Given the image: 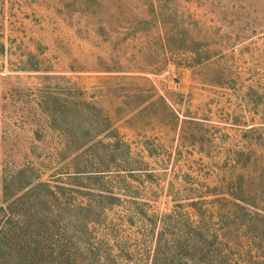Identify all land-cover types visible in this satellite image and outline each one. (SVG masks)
I'll return each mask as SVG.
<instances>
[{
    "label": "rangeland",
    "instance_id": "374dc122",
    "mask_svg": "<svg viewBox=\"0 0 264 264\" xmlns=\"http://www.w3.org/2000/svg\"><path fill=\"white\" fill-rule=\"evenodd\" d=\"M100 139L150 174L86 228L40 219V179L97 200L63 172L120 165ZM262 180L264 0H0V264H264ZM190 213L217 233L192 258L168 242Z\"/></svg>",
    "mask_w": 264,
    "mask_h": 264
},
{
    "label": "trees",
    "instance_id": "16d2710c",
    "mask_svg": "<svg viewBox=\"0 0 264 264\" xmlns=\"http://www.w3.org/2000/svg\"><path fill=\"white\" fill-rule=\"evenodd\" d=\"M56 99H58V101H59V109H57V111H60L61 105L64 103L62 106H65L66 101H64V99H62V98H59L58 96L56 97ZM77 136H81V135H76V137ZM72 142L74 144L78 143V145H81L80 147H84L89 143V142L86 143V142H82V141H80V142L72 141ZM94 143L95 144L100 143V146L102 147L101 154L99 155V163L100 164L107 163L106 166L109 167L110 166L109 162L114 161L113 162V164H114L117 159H121L120 165H118L119 163L116 162L113 165L114 168H112V169L106 167L104 169L100 168V169H93V170H80L77 168H84V166L86 164V161L84 159H81L80 162L84 163V165H82V167H78L77 164H81V163H73V164H75V167H74L75 170L64 171L63 172L64 176H66V177H64V179L67 178L68 176H71V175H78L79 173H84V174L86 173L85 175H87V176H85V177H87V179L93 178V175L97 176V180L95 183L99 182V184H101V183L108 182V185L109 184H111V185H109V186L105 185L106 187H104V188L97 187V189H96V195L98 197L97 200L93 199L92 197L82 196L83 194L81 191L77 192L74 189H70V191L68 192V195H70V200L66 199L64 201V204H63L64 206H61L60 203H57L56 201H58V199H60L61 196L64 194V193H62L63 187H60V189H56V185H51L49 183V181L46 179H40L38 181H35V184H33V185H39V186L42 185L46 188L44 195H42L40 198V202H43L44 206H45V204H47L46 205L47 209H45V208L41 209L44 211L41 213L40 219L42 216V218L45 219V222L50 221V219H53L52 218L53 216L59 214V213H56L59 210L68 211L70 213V219L69 218L65 219L66 223L70 222L69 223L70 225L72 223H75V226L81 225V227L86 228L87 221H89V219H92L93 222L98 223V221L100 220L99 216L102 215L103 211L106 210L107 207L100 201H102V200L104 201V199H109V201H111L113 199L121 200L119 198V195L115 194L112 189H114V188L119 189V190L121 189L123 191V192L121 191L122 193L131 195L130 192L132 193V189H133L132 183L135 180V176L150 174V173H148V171H146L147 169H145V168L141 167L142 168L141 169L140 167H133V166H135L134 163H130L131 161H129L127 159V157L124 158L119 154V152L117 151V149H118L117 144L119 143L118 139H116V140L114 139L113 141H106V142H104L102 139H100ZM67 146L69 147V143ZM128 148L126 147V150H128ZM91 154H93L92 151H91ZM88 156H89V153H88ZM123 162H125V163H123ZM67 166H69V163H67ZM121 167H123V168H121ZM80 171H84V172H80ZM135 172H143V173L136 174ZM54 175L59 176L60 172H56ZM61 178H63V177H59V179H61ZM100 180H104V181H100ZM262 186H263L262 187V189H263L264 188V180H262ZM92 189H94V188H92ZM215 198H216V196H215ZM53 199H54V201H53ZM76 199H78V200H76ZM216 199L220 200L219 198H216ZM191 202L194 206L196 205V207H197V209H194L192 212L195 216H197L201 207H202L200 205L202 204V202H204L203 198L199 195L197 197V199H194ZM231 202H235V201H230V203ZM243 202L248 204V206L250 205V207H254L257 209H259V208L263 209L264 208L263 205H262V207H258L256 205L257 204L256 201H252L251 203H249L248 201H243ZM111 203L114 204L115 202L111 201ZM215 203L216 202H214L213 204H215ZM192 204H191V206H192ZM245 205L243 207V204H240L239 207H241L242 211H244V213H247V215L250 214L251 216H249L248 219L251 218V220H252L255 217V215L257 214V211H253L250 208L246 207ZM5 207H3V208H5ZM195 211H196V213H195ZM204 211H207V209L204 208ZM7 212H8V214L5 216L6 218L10 214L9 211H7ZM190 215H191V213L186 214V216H184L181 219H179L178 221H176L180 224L179 225L180 231L182 229L184 230V232H183L184 236H183V233H181L179 231V233L182 237L179 238V236H178V237H176V239L173 238L171 241H168V242H169L170 249L171 248L174 249V246H175L174 243H177V245L179 247H184V250L188 253V257L192 258L191 255L193 256L195 253H198V251L200 249H202V245H201L202 241H204L206 239L208 240V238L214 239L215 237H217V233L216 232H214L213 234L212 233L211 234L206 233L207 229L204 231L202 229V227L195 224V221H197V220H195L196 217H194V219H192V217ZM227 215L229 216V213L226 214V217H227ZM263 221H264V219H263ZM66 226L67 227H64V228L62 227V233H67L70 230H73V229H68V227H69L68 225H66ZM81 227H80V231H81ZM263 227H264V223H263ZM85 228H84L83 232H86L87 234H91L90 231L87 232V229H85ZM88 237H89V235H88ZM198 237L201 239H198ZM64 240L66 241V239H64ZM64 240H62L63 243L65 242ZM210 242H211V240H210ZM209 245H211V243ZM167 250H169V248H167ZM205 251L206 252H204V253H206V255H208V253L210 255V253H211L210 251H212V250H210V248L208 247V249H206ZM170 254H171V251H170ZM175 256L176 255L174 254L173 257H175ZM182 264H191V263H189V261H184ZM195 264H198V262ZM219 264H222V263L219 262Z\"/></svg>",
    "mask_w": 264,
    "mask_h": 264
}]
</instances>
